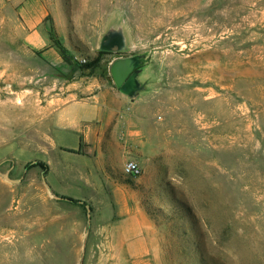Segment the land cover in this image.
<instances>
[{
	"label": "rangeland",
	"instance_id": "obj_1",
	"mask_svg": "<svg viewBox=\"0 0 264 264\" xmlns=\"http://www.w3.org/2000/svg\"><path fill=\"white\" fill-rule=\"evenodd\" d=\"M116 14L154 87L79 148L53 99L118 91ZM0 169V264H264V0H0Z\"/></svg>",
	"mask_w": 264,
	"mask_h": 264
},
{
	"label": "water",
	"instance_id": "obj_2",
	"mask_svg": "<svg viewBox=\"0 0 264 264\" xmlns=\"http://www.w3.org/2000/svg\"><path fill=\"white\" fill-rule=\"evenodd\" d=\"M135 49L124 21L119 15H115L108 22L106 29L100 34L98 50L116 53L110 71L114 83L122 96L130 102L138 101L146 93L153 90L154 80L148 74V65L152 59L151 53L135 52L124 55ZM0 174L8 181L18 183L21 179L12 178L10 171ZM55 197H59L55 195ZM88 222L91 220V209L87 205Z\"/></svg>",
	"mask_w": 264,
	"mask_h": 264
},
{
	"label": "crops",
	"instance_id": "obj_3",
	"mask_svg": "<svg viewBox=\"0 0 264 264\" xmlns=\"http://www.w3.org/2000/svg\"><path fill=\"white\" fill-rule=\"evenodd\" d=\"M36 32L37 31H34L28 40L32 42L33 47L35 48L44 47L46 42L39 37ZM118 92L119 90L117 91L115 88L110 87L90 93L84 97L78 95V92L71 90L66 95H58L53 99V120L59 127L75 129L80 133V148L83 143H87L89 141V138L93 134L94 130H96V133L102 130V119L106 116V112H108L111 107H114L115 103L117 104L119 97ZM91 100L93 102L92 105H88V101ZM74 108V112H78V110L83 109L85 113L91 115L85 117L77 114L71 118V114H73L71 111ZM62 148L68 149L69 147L63 146Z\"/></svg>",
	"mask_w": 264,
	"mask_h": 264
},
{
	"label": "trees",
	"instance_id": "obj_4",
	"mask_svg": "<svg viewBox=\"0 0 264 264\" xmlns=\"http://www.w3.org/2000/svg\"><path fill=\"white\" fill-rule=\"evenodd\" d=\"M58 48L60 49V52H61L62 56L64 57V59L66 60V62L69 63V59L67 57V54H68L67 48H65L61 43H58ZM98 52L100 54L111 53V52L100 51V50H98ZM94 66H95V63L94 64L89 63V64L81 65L79 67L84 70V69H91ZM33 166H41L44 169L47 168V164L40 161V160L28 163L26 168L28 169V168L33 167ZM182 250H183V248H182ZM192 264H211V263L208 262L207 258L204 255H200V256H197L196 260ZM212 264H214V263H212Z\"/></svg>",
	"mask_w": 264,
	"mask_h": 264
},
{
	"label": "built area",
	"instance_id": "obj_5",
	"mask_svg": "<svg viewBox=\"0 0 264 264\" xmlns=\"http://www.w3.org/2000/svg\"><path fill=\"white\" fill-rule=\"evenodd\" d=\"M123 171L128 176H139L142 172V167L135 159H129L125 162Z\"/></svg>",
	"mask_w": 264,
	"mask_h": 264
}]
</instances>
